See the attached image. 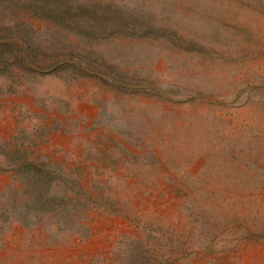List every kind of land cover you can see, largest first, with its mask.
Wrapping results in <instances>:
<instances>
[{"label": "rangeland", "instance_id": "obj_1", "mask_svg": "<svg viewBox=\"0 0 264 264\" xmlns=\"http://www.w3.org/2000/svg\"><path fill=\"white\" fill-rule=\"evenodd\" d=\"M0 264H264V0H0Z\"/></svg>", "mask_w": 264, "mask_h": 264}]
</instances>
